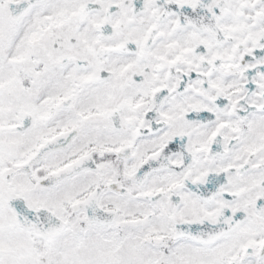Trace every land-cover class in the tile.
<instances>
[{
	"label": "snow or ice",
	"instance_id": "obj_1",
	"mask_svg": "<svg viewBox=\"0 0 264 264\" xmlns=\"http://www.w3.org/2000/svg\"><path fill=\"white\" fill-rule=\"evenodd\" d=\"M0 264H264V0H0Z\"/></svg>",
	"mask_w": 264,
	"mask_h": 264
}]
</instances>
